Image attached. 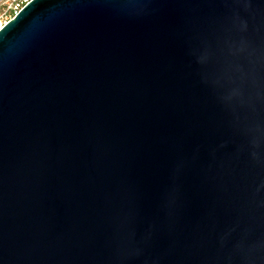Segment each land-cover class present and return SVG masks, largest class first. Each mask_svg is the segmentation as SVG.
Returning a JSON list of instances; mask_svg holds the SVG:
<instances>
[{
  "label": "water",
  "instance_id": "95a60500",
  "mask_svg": "<svg viewBox=\"0 0 264 264\" xmlns=\"http://www.w3.org/2000/svg\"><path fill=\"white\" fill-rule=\"evenodd\" d=\"M0 264H264V0L9 20Z\"/></svg>",
  "mask_w": 264,
  "mask_h": 264
},
{
  "label": "built area",
  "instance_id": "2783aa9c",
  "mask_svg": "<svg viewBox=\"0 0 264 264\" xmlns=\"http://www.w3.org/2000/svg\"><path fill=\"white\" fill-rule=\"evenodd\" d=\"M30 0H0V30L11 20Z\"/></svg>",
  "mask_w": 264,
  "mask_h": 264
}]
</instances>
